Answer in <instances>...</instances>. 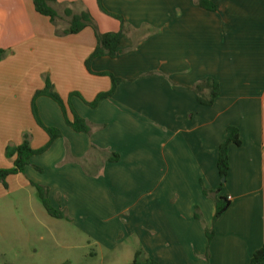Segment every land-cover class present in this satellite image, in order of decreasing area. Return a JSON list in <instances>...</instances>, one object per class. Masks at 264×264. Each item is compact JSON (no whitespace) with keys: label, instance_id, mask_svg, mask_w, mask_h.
Masks as SVG:
<instances>
[{"label":"crops","instance_id":"0c3cea01","mask_svg":"<svg viewBox=\"0 0 264 264\" xmlns=\"http://www.w3.org/2000/svg\"><path fill=\"white\" fill-rule=\"evenodd\" d=\"M210 1L215 11L196 0H103L129 29L122 53L94 59L90 73L91 28L58 35L66 22L53 25L33 0H0V49L9 52L0 62V170L14 167L6 148L19 146L25 133L34 150L49 142L31 107L47 78L92 128L73 131L56 102L36 99L42 123L62 136L33 156L23 174L9 176L7 187L0 183V244L30 259L38 249L20 225L28 230L31 222L45 227L60 220L33 200L13 198L35 183L89 243L126 261L140 252V261L160 264L249 263L264 245V0ZM57 2L52 7L61 17L64 7L87 10L101 33L120 30L97 0ZM100 73L123 82L91 108L87 103L111 88ZM208 77L220 88L212 107L199 104L191 90ZM229 126L239 130L241 145L229 146L223 183L218 151ZM113 155L118 159L111 161ZM221 184L230 206L213 223L215 202L204 191ZM33 240L47 244L42 233Z\"/></svg>","mask_w":264,"mask_h":264},{"label":"trees","instance_id":"16d2710c","mask_svg":"<svg viewBox=\"0 0 264 264\" xmlns=\"http://www.w3.org/2000/svg\"><path fill=\"white\" fill-rule=\"evenodd\" d=\"M97 1L100 10L103 13L119 21L120 30L118 32L101 33L91 13L87 10L80 13H74L69 7H64L63 16L61 17L52 7L53 5H59L57 0H33L36 12L44 17H47L53 25L57 26L59 19H62L66 22L67 28L63 32H61L59 29L56 30L58 35H75L82 32L86 28H91L93 30L96 38V46L92 54L85 62L86 69L90 73H92L91 62L94 59L101 57H109L114 59L122 53L120 46L129 29V26L121 16L112 14L105 9L103 0ZM196 3L200 7L209 11H215L216 9L215 5L210 0H196ZM61 6L66 5L61 4ZM8 54V50L0 49V62ZM98 75L109 77L111 80V88L107 92L98 94L94 101L87 103V105H89L91 108H96L101 101L111 98L115 94L118 85L123 82L122 79L114 76L111 73H100ZM191 90L196 94L198 103L207 107H212L220 95L219 84L211 77H208L195 84ZM75 95L77 94H71L70 98ZM42 96L52 99L59 105L66 124L73 131L86 134H90L92 131V128L88 122L77 114L70 101L65 102L60 97V95L55 91L50 79L47 78L44 89L35 93L31 107L36 123L47 133L49 136V142L41 149L34 150L30 144L31 135L25 133L23 136V141L19 146H7L6 156L8 158H15V161L14 167L12 169L0 170V183H2L4 187H7L6 180L9 176L23 174L26 167L30 165L33 156L45 153L53 144V142L62 136V133L59 129L47 127L42 123L35 104L36 99ZM231 144L235 146L241 145L239 130L234 126L227 127L224 142L220 145L218 151L217 167L221 179H226L230 170L229 146ZM116 159H118V155H113V157L110 158L111 161H115ZM31 184L35 187L38 197L49 216L60 220H70L64 212L52 208L48 199V190L46 188L35 183ZM222 186L223 184H221L219 188L212 192L204 191V194H206L208 197H211L215 202V215L213 218V223H215L230 206V201L226 197L220 196ZM213 236V230H210L208 232L209 242L212 240ZM139 258L140 252H137L134 261L131 264H160L153 259L140 261ZM248 264H264V245L253 253Z\"/></svg>","mask_w":264,"mask_h":264},{"label":"rangeland","instance_id":"374dc122","mask_svg":"<svg viewBox=\"0 0 264 264\" xmlns=\"http://www.w3.org/2000/svg\"><path fill=\"white\" fill-rule=\"evenodd\" d=\"M93 19L98 25L96 19L94 17ZM12 188H15V185H11ZM13 198L33 200L37 203L39 209H42L43 212L45 211L35 188L28 187L23 192L15 191ZM20 230L31 235V242L38 249V254L28 259L17 255V251L13 246L8 248L5 244H0V247L4 248L6 253V257L0 256V263L3 264L6 261L5 264H131L133 262V255L128 259L129 261H126L127 259L124 257L106 253L99 246H96V249L92 242H88V236L85 233L66 220H51L45 227L44 224L36 225L31 222L28 230L25 225H20ZM14 231L17 230L15 229ZM41 233L47 236L46 246L41 243L45 247L40 246L37 240H33L34 237H38ZM61 233L62 235H60ZM91 248L96 249L97 255H91Z\"/></svg>","mask_w":264,"mask_h":264},{"label":"water","instance_id":"95a60500","mask_svg":"<svg viewBox=\"0 0 264 264\" xmlns=\"http://www.w3.org/2000/svg\"><path fill=\"white\" fill-rule=\"evenodd\" d=\"M226 179H222L223 183L225 182Z\"/></svg>","mask_w":264,"mask_h":264}]
</instances>
